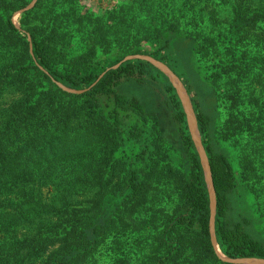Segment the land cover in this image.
Returning a JSON list of instances; mask_svg holds the SVG:
<instances>
[{
    "label": "rangeland",
    "instance_id": "rangeland-1",
    "mask_svg": "<svg viewBox=\"0 0 264 264\" xmlns=\"http://www.w3.org/2000/svg\"><path fill=\"white\" fill-rule=\"evenodd\" d=\"M0 5L17 30L0 27V107L8 109L13 101L20 107V128L0 115V183L10 190L7 203H23L26 216L35 213L30 202L44 205L35 222L44 246L33 252V242L25 244L32 253L25 252L23 264L61 256L69 228L59 223L65 220L74 232L89 225V242L79 244L81 264H221L226 256L216 236L209 245L171 229L181 199L182 160L154 122L158 115L169 127L157 97L172 86L167 76L148 62L146 82L122 83L119 91L139 100L146 114L121 111L119 126H113L109 103L84 99V91L43 83L38 96L26 95L12 71L33 56L30 32L50 49L60 70L99 74L128 60L147 62L138 57L157 53L165 63L158 62L182 83L194 115L201 111L211 119V142L234 175L229 217L247 221L249 235L264 245V0H0ZM236 13L254 17L255 24L236 34ZM235 37L245 45L232 48ZM240 54L241 66L235 67ZM132 170L143 185L136 197L127 184ZM32 226L26 222L21 231L12 222L6 237L22 243L20 233H30L25 230Z\"/></svg>",
    "mask_w": 264,
    "mask_h": 264
},
{
    "label": "trees",
    "instance_id": "trees-1",
    "mask_svg": "<svg viewBox=\"0 0 264 264\" xmlns=\"http://www.w3.org/2000/svg\"><path fill=\"white\" fill-rule=\"evenodd\" d=\"M1 29L9 33H17L12 20L11 14L8 13L5 6L0 5ZM254 17L245 19L239 13L234 16L232 28L236 29V34L243 32L244 27L249 24H255ZM33 56L29 57L28 65L15 67L12 76L18 81L22 79L26 95L33 99L40 94L39 88L43 83L54 86L60 83L66 87L84 91L82 98L93 103H109V120L113 126H119L121 111L135 110L141 115L146 114L144 105L136 98L128 99L119 91L122 83L131 82L138 86L148 80L147 68L151 67L148 62L142 60H128L122 62L117 68L111 65L107 70L96 74L90 71L74 72L75 70H60L55 66L52 52L43 43L34 32H30ZM243 45L241 39L235 37L232 40V48L237 49V45ZM145 55L160 61H165L158 57L155 52H149ZM243 56L235 55V67L241 66ZM120 62H117L118 64ZM163 76L162 74H160ZM155 80V79H152ZM188 94L189 88L185 87ZM161 100L164 111L166 110L169 117V127H163L164 121L158 115H155V126L160 135H165L168 142L180 155L182 160V172L180 174L181 199L176 217L173 219L171 229L181 231L202 240L210 245L209 220H210V197L204 183L203 171L200 165V159L194 147L193 141L189 135L184 110L175 89L168 84L163 94L159 92L157 96ZM1 98V97H0ZM20 107L16 101L11 102L8 109L0 107L2 118H11L14 127L20 128L18 123ZM197 128L202 137V144L208 159L212 185L215 195V236L222 247L223 253L230 259H247L259 258L264 259V245L252 238L246 230L247 221H234L229 217L231 211V195L235 188L234 175L227 157L216 150L210 139L211 119L201 111L195 114ZM1 125V124H0ZM6 175V172L4 173ZM0 177H2L0 173ZM1 181V180H0ZM128 189L134 197L141 194L143 185L138 182L137 172L132 170L129 173ZM20 192L21 186L16 187ZM5 183H0V264H23L25 252L32 253L24 248L25 244L33 242L34 251L40 250L44 245L39 243L40 228L36 221H40V213L44 210V205L39 201H32L36 205L33 216H26V209L23 203H7L10 198L5 194L10 190H5ZM10 195V194H9ZM12 218V219H11ZM87 219L86 222H90ZM12 222L22 231L21 227L26 222H31L32 227L25 230L27 234L20 233L23 242L18 243L17 239H8L6 230L12 226ZM67 223L69 228L66 235L68 238L60 243L61 256H57L46 264H81L84 261L79 244L89 242L90 232L89 225L74 232V227L68 220L59 223L61 227ZM66 226L64 230H66ZM2 232V233H1ZM19 235L18 232H16ZM93 247V246H91ZM21 248V249H20ZM37 254V253H36ZM93 254V253H92ZM92 254L89 257H92ZM229 264V263H221Z\"/></svg>",
    "mask_w": 264,
    "mask_h": 264
},
{
    "label": "water",
    "instance_id": "water-1",
    "mask_svg": "<svg viewBox=\"0 0 264 264\" xmlns=\"http://www.w3.org/2000/svg\"><path fill=\"white\" fill-rule=\"evenodd\" d=\"M138 58L145 59L147 62H150L151 64H154L156 67H158L160 69V71L163 72L167 76V78L169 79V81L171 82L172 87L175 89L176 95H177L178 87L174 83V80L172 79V76L180 83V85L182 86V89L184 90V92L186 94V91H185L182 83L178 80V78L165 65H163L162 63L158 62L157 60H155V59H153L151 57H141L140 56ZM118 66L119 65H117L116 67H113V68H117ZM186 97L188 99L187 94H186ZM188 102L190 104L189 99H188ZM190 107H191V104H190ZM191 110H192V107H191ZM192 112H193V110H192ZM184 114H185V118H186V113L184 112ZM194 117H195V115H194ZM186 124H187V121H186ZM187 128H188V125H187ZM196 128H197V121H196ZM188 131H189V129H188ZM197 132H198V136H199L198 128H197ZM189 135L191 137L190 132H189ZM191 139L193 141L194 147H195L196 152H197V154L199 156V159H200V165L202 167L203 177H204V181H205V184H206V189H207V193H208V197H209V195H210V189H209V185H208V183L206 181V177H205V167L203 165V155H202L201 150H203V152H204L205 155H206V153H205L204 148L202 147V144H201V141H200V136H199V145L200 146H198V144L193 140L192 137H191ZM206 158H207V156H206ZM207 163H208V159H207ZM208 169H209V165H208ZM209 175H210L211 187H212V190H213V193H214V189H213V185H212V179H211V174H210V169H209ZM214 197H215V195H214ZM214 216H215V210L213 211L210 208L209 233H210V241H211L212 244H215ZM222 257L224 258V261H225L224 263H229V264H242V263H252V262H257L258 264H264V260H262V259H253V258H247V259H230L227 256H222Z\"/></svg>",
    "mask_w": 264,
    "mask_h": 264
},
{
    "label": "bare ground",
    "instance_id": "bare-ground-1",
    "mask_svg": "<svg viewBox=\"0 0 264 264\" xmlns=\"http://www.w3.org/2000/svg\"><path fill=\"white\" fill-rule=\"evenodd\" d=\"M172 79L174 80V83L176 84V86L178 87V97H180L181 99V103L184 109V112L186 113V119H187V123H188V128L190 130L191 133V137L193 138V140L199 145V136H198V132H197V128H196V119L194 117V114L191 110L190 104L188 102V99L186 97V94L184 92V90L182 89V86L180 85V83L172 76ZM202 155H203V165L205 167V177H206V181L209 185V189H210V207L211 209L214 211L215 210V197H214V193L211 187V181H210V175H209V169H208V163H207V158L206 155L204 154L203 150H201Z\"/></svg>",
    "mask_w": 264,
    "mask_h": 264
}]
</instances>
